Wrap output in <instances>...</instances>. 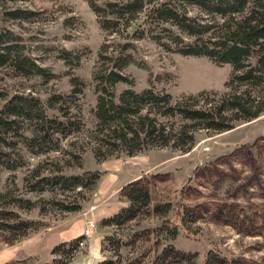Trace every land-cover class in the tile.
<instances>
[{
    "label": "trees",
    "instance_id": "16d2710c",
    "mask_svg": "<svg viewBox=\"0 0 264 264\" xmlns=\"http://www.w3.org/2000/svg\"><path fill=\"white\" fill-rule=\"evenodd\" d=\"M15 1L24 0H0V22L35 15L29 9L5 7L6 2ZM85 1L107 36L98 47L90 81L67 73L70 89L51 92L45 98L10 87L8 79L13 76L39 77L48 82L57 74L37 61L19 34L0 27V184L6 175L0 190V230L10 243L43 225L19 214V210L37 206L44 210V200L38 205L37 201L18 196L16 172L25 171L24 191L49 193L47 204L75 212L82 208L83 192L93 190L102 175L100 170L90 169L64 172L82 169L86 151L96 162L122 154L134 156L147 148L188 152L199 131H229L239 122L264 114V0H177L195 13L177 5L165 11L154 9L131 33L128 29L156 0H107L102 4ZM144 39L154 40L168 53L229 65L231 73L225 90L173 97L160 85L169 82L170 75L152 70L147 91L136 90L126 69L141 63L139 42ZM86 52L62 47L57 54L75 69ZM120 84L126 87L118 90ZM89 85L94 102L86 110L83 97ZM120 197L125 205L100 220V225L111 227L112 233L101 239V252L110 255L98 264H141L150 247L132 257L124 256L122 250L134 245L136 248L139 241L150 237L158 238L160 248L148 264H264V260L214 250H208L198 262L197 253L181 250L171 242L179 228L167 219L154 227L124 233L126 225L141 215L166 216L171 203L151 205L144 176L124 184ZM188 216L189 221L196 220L192 213ZM85 239L84 235L75 236L52 246L51 259L45 264H71L77 253L84 252V244L80 243ZM28 259L27 264H34L38 254Z\"/></svg>",
    "mask_w": 264,
    "mask_h": 264
},
{
    "label": "rangeland",
    "instance_id": "374dc122",
    "mask_svg": "<svg viewBox=\"0 0 264 264\" xmlns=\"http://www.w3.org/2000/svg\"><path fill=\"white\" fill-rule=\"evenodd\" d=\"M105 1L97 0L101 4ZM156 1L132 24L128 29L130 33L142 23L145 14L154 9L165 11L173 5L185 9L177 0ZM5 7L35 12L30 19L7 18L0 22V27L19 34L37 61L57 74L48 82L39 77H10L8 83L13 90L45 98L51 92L70 89L67 73L79 75L89 83L98 47L107 36L85 0H24L6 2ZM185 11L195 13L190 8ZM139 46L143 56L141 63L126 69L134 79L136 90L147 91L150 70L170 75L171 80L160 85L173 97L202 90H225V82L231 73L229 65H216L205 57L168 53L154 40H141ZM62 47L87 49L77 68H70L59 58L57 53ZM125 87L120 84L118 90ZM91 89L89 85L83 97L86 110L94 102ZM144 114L146 116L147 109ZM31 162L36 163L37 159H31ZM85 169L100 170L102 175L93 190L83 192L82 208L75 212L60 211L47 204L49 193L39 195L24 191L22 177L25 171L16 172V194L37 201L38 205H43L41 199L44 200V210L37 206L19 210V214L39 220L43 225L13 243L8 242L7 234L0 230V264H19L14 261L27 264L28 256L34 254H38L34 264H45L51 259L52 246L48 244L53 238L50 241L48 238L60 237L62 241L56 244L68 240V236L83 229L89 218L97 222V227L92 236L85 239L84 252L77 253L71 264H98L110 253H102L100 245L93 247L89 241L93 236L98 239L97 235L104 237L112 233L111 227L100 225L101 216L117 211L119 205L125 204L120 197V188L141 176L149 185L151 205L170 202L171 210L166 216L141 215L126 225L124 233L154 227L167 219L179 228V234L171 242L181 250L197 253L198 262H202L208 250L264 260V114L249 122H239L229 131H199L188 152L147 148L134 156L122 154L96 162L92 153L86 151L82 169L70 168L64 172ZM189 213L196 216V220L189 221ZM157 241L155 237L141 240L136 248L135 245L128 246L122 253L132 257L140 249L150 247L151 251L141 262L148 264L154 251L160 248Z\"/></svg>",
    "mask_w": 264,
    "mask_h": 264
},
{
    "label": "crops",
    "instance_id": "0c3cea01",
    "mask_svg": "<svg viewBox=\"0 0 264 264\" xmlns=\"http://www.w3.org/2000/svg\"><path fill=\"white\" fill-rule=\"evenodd\" d=\"M130 181V180H129ZM124 204V203H123ZM119 205L118 206V208H120V207H122V206H124V205ZM116 211H113L112 213H110V214H106V213H104V214H106V215H102L101 216V218H105V217H108V216H111L112 214H114ZM80 235H82V230H81V228L79 229V231L77 232V233H73L71 236H68V238L67 239H69V238H73V237H75V236H80ZM97 236H99L98 237V239H94V236L90 239V241H89V245H93V247H95L96 245H100V243H101V239L103 238L102 236H100V235H97ZM51 238H53V240H52V242L51 243H49L48 245H50V246H53V245H55L57 242H59V241H62V239L60 238V237H53V236H51V237H49L48 238V241H50L51 240ZM101 251V250H100Z\"/></svg>",
    "mask_w": 264,
    "mask_h": 264
},
{
    "label": "built area",
    "instance_id": "2783aa9c",
    "mask_svg": "<svg viewBox=\"0 0 264 264\" xmlns=\"http://www.w3.org/2000/svg\"><path fill=\"white\" fill-rule=\"evenodd\" d=\"M96 227H97V222L94 219L92 218L87 219L82 229V235H84L86 238L91 237ZM80 244L83 245L84 242Z\"/></svg>",
    "mask_w": 264,
    "mask_h": 264
}]
</instances>
